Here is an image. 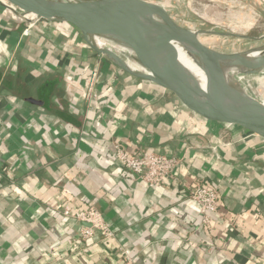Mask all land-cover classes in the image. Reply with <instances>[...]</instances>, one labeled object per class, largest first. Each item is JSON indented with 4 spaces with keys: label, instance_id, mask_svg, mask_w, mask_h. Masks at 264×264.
Here are the masks:
<instances>
[{
    "label": "crops",
    "instance_id": "obj_1",
    "mask_svg": "<svg viewBox=\"0 0 264 264\" xmlns=\"http://www.w3.org/2000/svg\"><path fill=\"white\" fill-rule=\"evenodd\" d=\"M115 140L129 154L178 158V180L169 187L136 180L115 158ZM195 182L216 189L226 220L238 219L230 241L225 226L210 234L201 227L183 185ZM65 207L95 208L113 239H78L84 225L63 218ZM0 259L264 264V141L203 120L74 33L0 0Z\"/></svg>",
    "mask_w": 264,
    "mask_h": 264
},
{
    "label": "water",
    "instance_id": "obj_2",
    "mask_svg": "<svg viewBox=\"0 0 264 264\" xmlns=\"http://www.w3.org/2000/svg\"><path fill=\"white\" fill-rule=\"evenodd\" d=\"M3 1L40 22L74 33L96 54L105 56L129 75L149 81L169 92L183 107L203 120L228 127H238L264 141V99H260L252 92L255 84L257 87H264L262 67L248 54V51H234L225 47L228 39L264 44V36L253 38L235 33L191 30L176 22L161 5L142 0H132L126 6L128 11L137 13L140 19L124 22L115 17L123 9L126 10L119 0H72L77 3L72 5L53 0ZM101 3H103L102 7L99 5ZM78 4L85 9L77 7ZM84 10H91L101 17L104 16L108 24L104 27L89 24L84 17L85 14L90 17L92 15L85 13ZM107 11H114L117 14L113 17L111 14L108 15ZM173 44L192 57L212 58L222 61L227 66L239 64L243 67L244 74L249 79V96L234 116L202 106L177 89L173 83L160 81L147 70L149 59L176 58ZM113 51L134 58L142 66L143 73L135 75L129 72L122 61L112 53ZM207 79L216 82L212 75ZM223 91L216 87L208 88L210 93L208 99L220 101ZM233 109L236 111V107ZM243 109L249 111V116L243 117ZM83 225L88 227L86 224Z\"/></svg>",
    "mask_w": 264,
    "mask_h": 264
},
{
    "label": "bare ground",
    "instance_id": "obj_3",
    "mask_svg": "<svg viewBox=\"0 0 264 264\" xmlns=\"http://www.w3.org/2000/svg\"><path fill=\"white\" fill-rule=\"evenodd\" d=\"M53 1H61L69 5L77 4L72 0ZM119 1L123 4V8L126 9L127 4L132 0ZM99 5L102 7L103 3ZM77 7L80 8L82 6L78 4ZM84 11L92 15L91 17L86 14V17L83 16L86 18L83 19L87 20L89 24L101 27L108 24L106 18L98 15L97 12H92L91 10ZM122 11L118 14L114 11H107V14L113 15V17L117 14L115 17L118 20L120 19L119 21L121 22L140 19V16L133 11H128L127 9L125 11L123 9ZM96 47L102 49L98 46ZM173 47L176 50V58L149 59L147 61V70L158 80L173 83L177 89L202 106L234 116L237 110L241 108L244 100L249 96V79L244 74L243 67L239 64L227 66L222 61L212 58L192 57L185 53L179 46L173 44ZM112 53L122 61L124 67L129 72L135 75H141L143 73L142 66L134 58L122 52L113 51ZM248 54L261 65L263 70L262 77H264V47L250 49L248 50ZM209 75L213 76V79L216 80L215 83L207 79ZM210 87L220 88L225 91H223L220 101L216 102L213 99H208L210 95L208 88L210 89ZM233 107H236V111ZM243 111V117L249 116L248 110L243 109Z\"/></svg>",
    "mask_w": 264,
    "mask_h": 264
},
{
    "label": "built area",
    "instance_id": "obj_4",
    "mask_svg": "<svg viewBox=\"0 0 264 264\" xmlns=\"http://www.w3.org/2000/svg\"><path fill=\"white\" fill-rule=\"evenodd\" d=\"M31 25L24 31L23 36H28ZM113 145L115 158L122 168L131 174L136 180H140L151 187H169L170 183L178 180V170L181 161L176 157H167L160 154L137 150L135 153H127L121 140H115ZM184 189L188 193L189 199L197 206L200 214L201 227L209 234L218 226L226 228L224 240L230 241V234L239 227L238 219L226 220L220 212V196L216 189L201 183L195 182L191 185L184 184ZM256 217H261L258 212L253 213ZM60 215L68 221L76 224H86L88 227L80 226L77 237L81 240L110 241L114 237L113 230L107 224L104 216L95 208L90 207L82 210L65 207ZM217 216V219H214ZM129 252L122 249L123 259L130 262Z\"/></svg>",
    "mask_w": 264,
    "mask_h": 264
},
{
    "label": "rangeland",
    "instance_id": "obj_5",
    "mask_svg": "<svg viewBox=\"0 0 264 264\" xmlns=\"http://www.w3.org/2000/svg\"><path fill=\"white\" fill-rule=\"evenodd\" d=\"M149 1L164 5L176 22L191 30L237 33L253 38L264 36V0ZM263 46L262 43L238 39H228L225 45L234 51H248ZM252 92L264 99V87L255 84Z\"/></svg>",
    "mask_w": 264,
    "mask_h": 264
},
{
    "label": "trees",
    "instance_id": "obj_6",
    "mask_svg": "<svg viewBox=\"0 0 264 264\" xmlns=\"http://www.w3.org/2000/svg\"><path fill=\"white\" fill-rule=\"evenodd\" d=\"M46 86H48V87H49V86H51V85L49 84V85H46ZM6 263H7V262H6ZM0 264H1V259H0Z\"/></svg>",
    "mask_w": 264,
    "mask_h": 264
}]
</instances>
